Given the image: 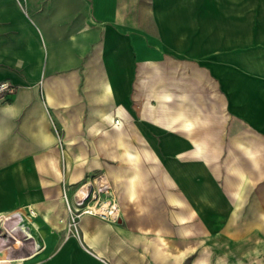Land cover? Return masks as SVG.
Instances as JSON below:
<instances>
[{
    "label": "crops",
    "instance_id": "1",
    "mask_svg": "<svg viewBox=\"0 0 264 264\" xmlns=\"http://www.w3.org/2000/svg\"><path fill=\"white\" fill-rule=\"evenodd\" d=\"M193 6L0 0V80L15 86L0 97V216L24 205L36 229V216L61 217L63 189L104 170L129 215L171 217V225L83 224L85 248L72 240L53 263L212 264L210 237L197 255L193 239L211 231L212 216L222 217L220 243H235L218 264L262 262L264 194L244 191L242 164L216 183L204 162L212 136L222 137L212 150L227 136H264V0H202L197 28L178 15ZM196 72L219 73L217 107ZM25 233L9 231L0 264L36 253V234Z\"/></svg>",
    "mask_w": 264,
    "mask_h": 264
},
{
    "label": "rangeland",
    "instance_id": "2",
    "mask_svg": "<svg viewBox=\"0 0 264 264\" xmlns=\"http://www.w3.org/2000/svg\"><path fill=\"white\" fill-rule=\"evenodd\" d=\"M178 15L180 17H186L189 15L196 23V28L198 27L197 22L201 21L203 18V8L202 0H195V7L189 9L187 14L186 8H179ZM196 86L205 87V94H209L211 98V106H218V95H219V73L218 72H209L195 73ZM208 91V92H207ZM219 136H212L211 141L214 146V143L220 142ZM235 138H239L243 141L244 145H248L249 149L253 150V154L246 149L245 146H239L235 142ZM220 148L207 151V158L204 162L206 166L207 174L213 180V182L218 183L221 179H232L234 171L229 166H232L234 163L243 165V187L245 192L260 193L264 194V136H227L225 142L220 143ZM85 184H92L98 192L99 203L109 202L114 199L117 202L118 213L117 217L103 219L100 214H88L82 212L81 210L75 209L72 204L71 197L75 190L80 188V186ZM119 185L113 182V179L104 170L99 171H89L85 176L80 180L74 187V189L69 192L67 190H62L60 201L64 205L63 214L60 216L48 215V216H36L32 221L37 222V227L34 229V226L31 222L24 221V213L28 214V207L24 205H18L7 211L14 212L11 215V219L5 221V223L0 224V240L3 239L4 242H0V256H6L3 251L4 245L9 242V231L13 233L16 237L23 238L26 237L28 233H35L37 238V249L36 253L24 260L22 263L18 264H56L53 263V257L58 256L61 249L68 244V242L74 240L79 246L85 248V241H83L84 232H82L81 225L89 226L90 224L97 223H112L116 225H124L129 223H146L147 225L153 222V220L162 218V223L164 225H171V217L167 215L153 217V216H133L129 215L128 210L123 209V201L119 195ZM66 195V197H65ZM58 202V201H56ZM72 208V211L69 210V206ZM84 216H89V220H82ZM56 217V218H55ZM242 222L248 221L250 223L251 216H242L240 217ZM262 218V217H261ZM222 219V217H221ZM220 217L212 216L210 217V232H196L194 236V245L197 252L196 255L201 251L204 240L210 237V256L212 264H218L217 260L220 256L224 255L225 250L228 255H234L235 243H227L226 246L223 243H220L219 239L222 233L218 230L219 224H222ZM62 220V221H61ZM202 222V217H196V222ZM49 225L50 230L42 232L40 229L41 225ZM21 227L24 228V231H21ZM88 235L90 233H87ZM149 236L153 237L154 233H146ZM169 234V233H168ZM235 234V233H231ZM261 245H264V232H259L257 237ZM166 233L163 235L164 245L169 244V240ZM250 239V236H249ZM18 242V240H16ZM205 242V246H206ZM261 247V246H260ZM262 254V253H261ZM260 254V255H261ZM261 260L259 264H264V254L261 255ZM234 258H230V262ZM104 264H110V262L102 258Z\"/></svg>",
    "mask_w": 264,
    "mask_h": 264
},
{
    "label": "built area",
    "instance_id": "3",
    "mask_svg": "<svg viewBox=\"0 0 264 264\" xmlns=\"http://www.w3.org/2000/svg\"><path fill=\"white\" fill-rule=\"evenodd\" d=\"M15 92V86L8 80H0V97L1 98H9L11 95H13ZM88 186L84 191L78 193L77 198V191L83 187ZM80 186L75 192L73 193L71 197V201L75 209L81 210L82 212L88 213V214H100L103 219H109L117 217V214L115 213V209L112 208L113 199L109 202L105 203H99L98 199V192L94 188L92 184H85ZM66 197V195H65ZM69 206V205H68ZM102 208L101 211L97 212V208ZM69 210L72 211V208L69 206ZM118 213V208L117 211Z\"/></svg>",
    "mask_w": 264,
    "mask_h": 264
},
{
    "label": "bare ground",
    "instance_id": "4",
    "mask_svg": "<svg viewBox=\"0 0 264 264\" xmlns=\"http://www.w3.org/2000/svg\"><path fill=\"white\" fill-rule=\"evenodd\" d=\"M88 186H90V185H85V186H83V187H81L78 191H77V198H78V193H80V192H82V191H84ZM112 205V208H114L115 209V213L117 214V202L113 199V203L111 204ZM103 208V207H102ZM101 207L100 208H97V212H99V211H101V209H102ZM104 209V208H103ZM8 218H10V215L9 216H0V224H3L2 223V221L3 222H5V220L6 219H8Z\"/></svg>",
    "mask_w": 264,
    "mask_h": 264
}]
</instances>
